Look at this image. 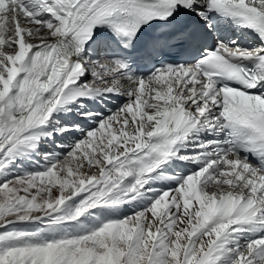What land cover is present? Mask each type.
Listing matches in <instances>:
<instances>
[{"label":"snow or ice","instance_id":"6c2138e0","mask_svg":"<svg viewBox=\"0 0 264 264\" xmlns=\"http://www.w3.org/2000/svg\"><path fill=\"white\" fill-rule=\"evenodd\" d=\"M0 264H264V0H0Z\"/></svg>","mask_w":264,"mask_h":264}]
</instances>
